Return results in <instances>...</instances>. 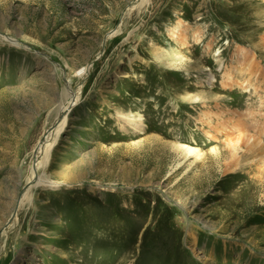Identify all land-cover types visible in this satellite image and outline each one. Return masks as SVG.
<instances>
[{
    "label": "rangeland",
    "instance_id": "obj_1",
    "mask_svg": "<svg viewBox=\"0 0 264 264\" xmlns=\"http://www.w3.org/2000/svg\"><path fill=\"white\" fill-rule=\"evenodd\" d=\"M0 264H264V0H0Z\"/></svg>",
    "mask_w": 264,
    "mask_h": 264
},
{
    "label": "bare ground",
    "instance_id": "obj_2",
    "mask_svg": "<svg viewBox=\"0 0 264 264\" xmlns=\"http://www.w3.org/2000/svg\"><path fill=\"white\" fill-rule=\"evenodd\" d=\"M188 28L189 27L187 26V29ZM115 32L114 31L110 32L109 36L114 34ZM170 37L172 40H177V41H181V42L185 43V41L187 40L186 30L179 31V29H177V28H172L170 30ZM85 70H86V67L82 68L80 70V73H83ZM229 70L230 69H226V71L223 74L224 83H225V86H227V87H229L232 84ZM245 87H246V85H245ZM77 100H78V97L76 96L74 100H72L71 102H68L62 106L63 111L61 114L65 113L64 116H62L63 118L60 117L61 120H60L59 124L56 126V128L53 131H51V133L48 134V136L43 140L44 142L39 146V148L37 150V154H36L37 158H36V165H35L36 168H38L39 166H43V165L48 163V160H49V157L51 154V150H52L53 146L55 145L59 134L61 133L62 129L64 128V126L67 122V116H68L67 114H68V112H70L72 105H74ZM221 110H223V109H221ZM200 115H201V117H199L201 119L200 123L202 124L203 129L206 127L217 126L219 124H222L223 128H227V126L229 124V121L223 120L222 112H219L217 110L212 111V110H209L208 108L205 107L201 110ZM222 120H223V122H222ZM240 130H241V128H240ZM45 141H47V142H45ZM178 148L182 149V152H184L185 157H187L189 155L190 156L193 155V156L198 157V155L200 154L199 148L197 149V147L193 146V145H187V144L186 145H178ZM38 181L40 182L42 180L39 178ZM43 181H48V179L43 180Z\"/></svg>",
    "mask_w": 264,
    "mask_h": 264
},
{
    "label": "water",
    "instance_id": "obj_3",
    "mask_svg": "<svg viewBox=\"0 0 264 264\" xmlns=\"http://www.w3.org/2000/svg\"><path fill=\"white\" fill-rule=\"evenodd\" d=\"M116 30H114V32H115Z\"/></svg>",
    "mask_w": 264,
    "mask_h": 264
}]
</instances>
